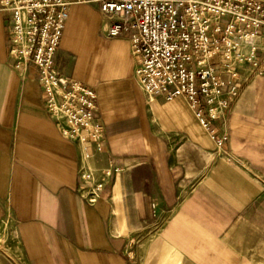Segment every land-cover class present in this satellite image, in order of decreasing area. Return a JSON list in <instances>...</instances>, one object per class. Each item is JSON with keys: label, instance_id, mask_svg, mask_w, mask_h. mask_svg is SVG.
Segmentation results:
<instances>
[{"label": "crops", "instance_id": "1", "mask_svg": "<svg viewBox=\"0 0 264 264\" xmlns=\"http://www.w3.org/2000/svg\"><path fill=\"white\" fill-rule=\"evenodd\" d=\"M69 1L54 68L95 93L105 151L85 160L92 149L60 135L37 70L12 68L0 13V235L14 264H264V74L239 82L213 123L219 156L184 98L144 95L133 32L109 38L119 19ZM106 166L88 205L79 170Z\"/></svg>", "mask_w": 264, "mask_h": 264}, {"label": "built area", "instance_id": "2", "mask_svg": "<svg viewBox=\"0 0 264 264\" xmlns=\"http://www.w3.org/2000/svg\"><path fill=\"white\" fill-rule=\"evenodd\" d=\"M95 3L105 17L119 19L109 38L132 31L131 53L138 66L135 79L147 98H184L198 123L214 141L216 153L225 136H217L219 121L236 96L239 82L264 74L258 40L264 37L262 0H76ZM69 0H0L9 19L8 54L12 68L24 75L38 72L42 107L60 135L92 149L85 160L105 151L104 129L97 123V99L79 82L54 68ZM113 170L82 167L78 193L94 205L109 184Z\"/></svg>", "mask_w": 264, "mask_h": 264}, {"label": "rangeland", "instance_id": "3", "mask_svg": "<svg viewBox=\"0 0 264 264\" xmlns=\"http://www.w3.org/2000/svg\"><path fill=\"white\" fill-rule=\"evenodd\" d=\"M5 237L0 235V264H14Z\"/></svg>", "mask_w": 264, "mask_h": 264}]
</instances>
